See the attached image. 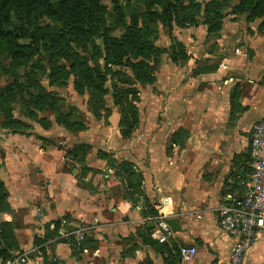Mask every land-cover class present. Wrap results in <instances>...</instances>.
<instances>
[{
	"label": "crops",
	"instance_id": "0c3cea01",
	"mask_svg": "<svg viewBox=\"0 0 264 264\" xmlns=\"http://www.w3.org/2000/svg\"><path fill=\"white\" fill-rule=\"evenodd\" d=\"M188 31L173 33L183 60L168 47L141 95L144 125L115 135L112 153L130 172L103 176L99 160L77 167L85 160L69 155L67 129L0 145V261L25 253L28 264H183L180 249L190 247V264L229 262L236 241L219 213L248 188L251 136L264 120V15ZM78 145L91 153L98 144ZM159 220L172 233L166 244ZM244 264H264V236Z\"/></svg>",
	"mask_w": 264,
	"mask_h": 264
},
{
	"label": "rangeland",
	"instance_id": "374dc122",
	"mask_svg": "<svg viewBox=\"0 0 264 264\" xmlns=\"http://www.w3.org/2000/svg\"><path fill=\"white\" fill-rule=\"evenodd\" d=\"M73 1L52 0L56 7L46 13L14 12L16 27L11 28L23 48L15 58L16 47L0 36V145L52 127L72 128L66 149L81 140L98 144L77 167L99 160V174L108 171L114 178L119 169L130 172L127 160L119 164L112 153L115 135L126 140L131 129L144 125L141 95L157 82L169 49L173 58H184L173 33H191L195 25L213 22L214 13L223 15L224 23L239 13L242 0H175L173 5L160 0L152 6L153 0H87L83 31L70 20L79 15L69 12ZM129 32L145 37L152 50L142 57L125 56L118 66L108 57L107 40ZM5 152L0 149L1 158Z\"/></svg>",
	"mask_w": 264,
	"mask_h": 264
},
{
	"label": "built area",
	"instance_id": "2783aa9c",
	"mask_svg": "<svg viewBox=\"0 0 264 264\" xmlns=\"http://www.w3.org/2000/svg\"><path fill=\"white\" fill-rule=\"evenodd\" d=\"M250 175L248 188L242 199H233L219 213V226L236 243L226 264H244L247 253L264 236V120L258 123L250 141ZM172 233L168 224L158 221L156 239L166 244ZM183 264H190L196 250L190 247L180 249ZM0 264H28L25 253H17Z\"/></svg>",
	"mask_w": 264,
	"mask_h": 264
},
{
	"label": "trees",
	"instance_id": "16d2710c",
	"mask_svg": "<svg viewBox=\"0 0 264 264\" xmlns=\"http://www.w3.org/2000/svg\"><path fill=\"white\" fill-rule=\"evenodd\" d=\"M65 0H58V3L61 4ZM84 1L87 0H74L72 5L70 7V13L77 11V14H79L77 17H71L70 20H72L73 25L76 29L79 31H83L84 28L87 26L86 14L83 15V4ZM175 0H169L168 3L173 5V2ZM160 4V0H153L151 1V4L149 6ZM77 5V6H76ZM264 0H242L239 10L237 12L239 13H249L251 17L258 18L262 17L264 15ZM56 7V3H52V0H0V36L6 38L12 46L16 47L12 51V57L15 58L17 53L21 52L22 45H20L17 42V38L14 34L13 29L11 26L16 27V22L13 19L14 12L18 13L20 11H26L29 15L31 11H43L44 13L47 12V10H51ZM150 7H148L149 9ZM210 9H205V15L209 16L211 11ZM63 11V9H62ZM79 12V13H78ZM213 22H205L203 25H206L208 28L209 33H216L222 29L223 24V15H217L214 16ZM89 30H91L90 27L93 28V25L90 24ZM197 25H195L196 27ZM179 48L182 50V55L185 57L184 53V47L180 43H176ZM174 48V47H173ZM174 49H177L176 47ZM107 54L108 57L113 60V62L116 65H122L123 60L125 56H131V57H142L145 54L149 53L152 49L151 46L148 44V40L139 35L138 33L129 32L124 37L120 39H110L107 40ZM175 63H178L177 57L174 59ZM69 131L72 130V128H66ZM133 129H131V132ZM130 132V133H131ZM129 133V134H130ZM90 147L87 145H78L75 146L70 152L69 155L76 159H83L89 153ZM250 162V159H249ZM131 170V168L129 167ZM1 187H3V184L0 182Z\"/></svg>",
	"mask_w": 264,
	"mask_h": 264
}]
</instances>
